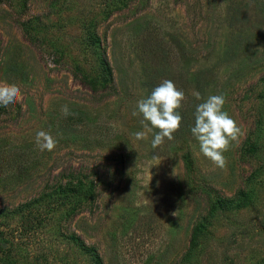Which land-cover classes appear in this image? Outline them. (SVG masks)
<instances>
[{
    "label": "rangeland",
    "instance_id": "374dc122",
    "mask_svg": "<svg viewBox=\"0 0 264 264\" xmlns=\"http://www.w3.org/2000/svg\"><path fill=\"white\" fill-rule=\"evenodd\" d=\"M165 79L182 123L153 149L132 112ZM0 84L21 91L0 106V264H264V0H0ZM216 94L242 132L226 170L190 131Z\"/></svg>",
    "mask_w": 264,
    "mask_h": 264
},
{
    "label": "clouds",
    "instance_id": "9594fccd",
    "mask_svg": "<svg viewBox=\"0 0 264 264\" xmlns=\"http://www.w3.org/2000/svg\"><path fill=\"white\" fill-rule=\"evenodd\" d=\"M200 100V94L194 93ZM21 97L20 88L15 84H0V106L7 107ZM186 99L182 89H178L171 80H163L153 89L151 94L137 102L133 116L142 117L140 123L143 131L135 132L137 141L147 139L153 133L151 146L153 149L161 147L165 140L172 141L174 134L180 130L182 117L179 109ZM226 103L223 94L210 95L195 109V123L190 131L199 144L202 155L211 161L218 169L226 170L227 158L231 144L242 135L241 128L235 120L224 110ZM64 117L75 115L67 105L60 109ZM57 141L46 131H38L35 136L36 147L41 151H53ZM153 160L158 156H153ZM175 215V213H173Z\"/></svg>",
    "mask_w": 264,
    "mask_h": 264
}]
</instances>
